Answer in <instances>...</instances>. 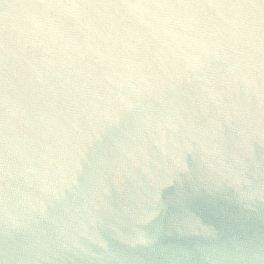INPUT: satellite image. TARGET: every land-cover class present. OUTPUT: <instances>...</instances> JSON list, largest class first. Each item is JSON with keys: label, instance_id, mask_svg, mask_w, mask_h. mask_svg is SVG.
<instances>
[{"label": "clouds", "instance_id": "1", "mask_svg": "<svg viewBox=\"0 0 264 264\" xmlns=\"http://www.w3.org/2000/svg\"><path fill=\"white\" fill-rule=\"evenodd\" d=\"M22 7L0 35V235L13 264L214 250L219 232L194 211L164 223V190L187 177L264 199L248 178L264 175V0ZM129 120L114 158L85 175L93 134Z\"/></svg>", "mask_w": 264, "mask_h": 264}, {"label": "water", "instance_id": "2", "mask_svg": "<svg viewBox=\"0 0 264 264\" xmlns=\"http://www.w3.org/2000/svg\"><path fill=\"white\" fill-rule=\"evenodd\" d=\"M34 0H0V35L6 25L14 28L24 5ZM8 5V8H5ZM7 16V19H6ZM209 74L216 71L212 64L207 69ZM133 121L122 122L98 129L93 134V141L86 153L88 164H85V175L91 171L89 164L98 165L101 161L114 158L117 143L127 139L133 131ZM257 159L264 156V144H254ZM255 171V170H254ZM85 175L81 176L84 182ZM255 189L264 186V175L260 172L249 174ZM166 209L163 218L167 225L174 215L181 210L189 209L204 222L213 225L220 234V241L214 250L197 253L194 258H186L180 252L160 251L145 259V264H264V199L254 202H241L239 194L233 188L225 186L221 190L210 189L199 180L185 177L183 183H176L164 190ZM29 241L23 236L16 238V247H27ZM238 245L243 246L241 251ZM13 242L0 235V262L13 264L10 257ZM45 264V262H41ZM52 264H60L53 258Z\"/></svg>", "mask_w": 264, "mask_h": 264}]
</instances>
